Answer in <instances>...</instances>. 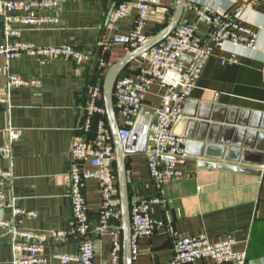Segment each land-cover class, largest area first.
Wrapping results in <instances>:
<instances>
[{
	"label": "crops",
	"instance_id": "obj_1",
	"mask_svg": "<svg viewBox=\"0 0 264 264\" xmlns=\"http://www.w3.org/2000/svg\"><path fill=\"white\" fill-rule=\"evenodd\" d=\"M56 2L55 9L40 8L36 11L39 18L48 22L16 24L20 36L11 42L38 47L69 46L84 51L88 56L86 60L41 59L27 54L6 59L0 55V66L5 71L0 76V131L12 126L21 132L13 145L12 160L0 158V172L10 171L12 174L11 180L0 178V192L4 193V202H12L16 209L35 213L34 217L19 218L18 225L37 235L51 232L69 234L73 229L68 175L74 138L80 134L90 88L103 83L100 55L106 59L108 69L131 52L120 44H113L112 38L116 34L127 35L137 15L136 9H130L111 28L107 26L109 14L122 0ZM189 2L219 13L240 9L244 24L257 31L258 40L254 51L229 44L222 50H215L183 108L181 119L172 125L171 132L183 137L191 126L185 123L198 122V115L203 110H208L209 118L215 116L220 120L213 123V119H209L207 122L211 125L226 126L227 119L247 121L257 124V128L249 125L239 127L238 124L232 127L263 131L264 0H186L182 18L195 23L197 18L192 8H188ZM158 3L157 14L150 18L145 28L148 37L168 19L175 0H158ZM16 14L24 15L26 12L18 11ZM207 31V26L202 23L196 33L204 40ZM4 44L0 3V48ZM103 47L106 48L104 52ZM230 52L237 54V62L223 64L222 59ZM144 66L139 57L124 71L134 73ZM6 73L40 83L37 87L15 88L8 92ZM162 94L163 90L156 84L150 87L144 103V120H153L152 111L159 105ZM186 156L181 166L184 176L164 184L165 205H151L149 216L172 226L174 236L201 234L212 240L231 238L233 250L246 254V264H264V160L262 166L254 167L258 158L246 156V164H236L239 168L233 170L225 166L234 164L224 161L218 163L224 165L222 168L198 167L203 162L200 158ZM126 171L130 204L159 195L142 154L127 157ZM84 197L94 263L109 264L112 250L110 233L119 228L120 222H111L106 229H100L101 190L98 182L90 180L86 183ZM0 219L10 222L13 219L11 208L0 209ZM174 236L163 228L140 237L133 264H169L173 256ZM79 242L77 236L66 240L48 238L39 244L40 257L45 260L44 264H60L51 258L52 254L75 255ZM13 258L10 236L0 226V264H12ZM194 264L215 263L205 259Z\"/></svg>",
	"mask_w": 264,
	"mask_h": 264
},
{
	"label": "built area",
	"instance_id": "obj_2",
	"mask_svg": "<svg viewBox=\"0 0 264 264\" xmlns=\"http://www.w3.org/2000/svg\"><path fill=\"white\" fill-rule=\"evenodd\" d=\"M3 18L5 44L0 48V55L6 59L16 58L22 54L37 56L41 59L56 57L72 58L77 61L87 59L84 51L69 46L38 47L24 42L12 43L20 36L16 24H41L49 20L39 18L36 11L40 8L55 9L56 0H0ZM158 0H122L109 14L107 26L114 28L130 9H136L137 15L133 28L127 35L116 34L113 44H120L132 51L149 38L145 33L150 18L157 14ZM197 18L195 23L182 18L174 30L162 43L152 47L141 55L145 63L143 68L130 76L119 77L114 85L113 100L119 126V137L125 154L128 156L142 154L150 178L155 182L158 196L143 199L130 207L131 218V254H138L137 243L140 237L149 236L158 229L167 228L174 236L172 226L162 221L153 220L148 210L151 205H165L163 186L170 180L184 176L181 166L187 158L186 140L172 134V125L181 119L183 108L190 99L196 83L208 60L215 50H222L224 45L242 47L249 51L256 49L258 33L244 24L240 9L235 12L219 13L208 7L200 8L190 3ZM24 11L26 14L17 15ZM207 26L205 39L198 37L199 24ZM102 52L106 50L102 48ZM100 67L104 66L100 55ZM237 54L230 52L222 63H236ZM0 66V76L4 74ZM38 80L25 79L18 75L6 73V89L37 87ZM163 90L160 103L152 111L150 121L144 120V103L152 85ZM102 86L94 85L88 92L84 106V121L80 134L74 138L71 150V169L68 175L69 197L72 207L73 229L67 234L51 232L37 235L27 232L18 225L19 218L34 217V212L16 209L12 202H4V193L0 192V209L11 208L10 222L0 219V226L10 236L13 252L12 264H44L40 257L41 247L48 238L66 240L70 236L80 239L75 255L54 253L51 258L60 264H95L94 247L88 234L90 224L84 197L88 181L98 182L101 190L100 229H106L111 222L121 220L114 145L107 123L106 111L102 104ZM92 133V137H90ZM20 130L8 126L0 131V158L11 161L13 145L20 138ZM0 178L12 179L10 171L0 172ZM112 250L109 264H121L122 236L118 230L111 231ZM173 256L169 264H194L198 260L209 259L215 264H246L245 253L233 250L231 238L210 239L205 235L174 236Z\"/></svg>",
	"mask_w": 264,
	"mask_h": 264
},
{
	"label": "water",
	"instance_id": "obj_3",
	"mask_svg": "<svg viewBox=\"0 0 264 264\" xmlns=\"http://www.w3.org/2000/svg\"><path fill=\"white\" fill-rule=\"evenodd\" d=\"M185 2L186 0H175L174 6L170 8L171 15L165 27H163L155 35L150 36L144 44L132 50L120 61L112 64L106 70L103 78L102 100L114 145L116 183L121 216L120 225L117 229L121 232L122 236L121 264H133L131 254V204L129 199L126 171L127 155L125 154L120 141L119 126L114 108V85L127 66L141 57V55L148 52L152 47L162 43L174 32L183 17ZM203 112H207L206 115L202 114ZM207 114L208 110L200 111L198 115V122H186L182 120V122H186V126L187 124H191V126L186 129L187 133L183 134L184 139H186L185 153L191 156H196L203 161L202 163H199L198 167L222 168L224 165L218 163H222L224 161L234 164V166L230 164V166L225 167L236 170L239 168L236 167V164H246V156H254L258 158V160L254 163V167L263 165L264 130L261 132L244 130L239 127L249 125L250 128L256 129L257 124L254 125L253 122L247 121H230L228 119L226 121V126H220L217 124L211 125L207 122L209 119H213V123L220 120H217L215 116H212L213 118H209ZM236 124H238L239 127H232ZM193 129L195 130L194 132ZM194 149L195 151L192 152ZM255 169L256 168H254L253 171L257 173ZM241 170L244 171V169Z\"/></svg>",
	"mask_w": 264,
	"mask_h": 264
},
{
	"label": "trees",
	"instance_id": "obj_4",
	"mask_svg": "<svg viewBox=\"0 0 264 264\" xmlns=\"http://www.w3.org/2000/svg\"><path fill=\"white\" fill-rule=\"evenodd\" d=\"M170 15H171V13H170ZM170 15H168V19H167L162 25H160L158 28H156V31L153 32V34H151L152 36L155 35L156 33H158L163 27H165V25L167 24V22H168V20H169V18H170ZM100 60H101V57H100ZM103 62H104V66H103V67H100V61H99V69H100V71H101V73H102V76H101L102 78H104L105 72H106V70H107L106 59H105V58H103ZM138 71H139V70H138ZM138 71H137V72H138ZM137 72H134V73H127V72L124 71V72L120 75V77L134 75V74H136ZM102 104H103V101H102Z\"/></svg>",
	"mask_w": 264,
	"mask_h": 264
}]
</instances>
